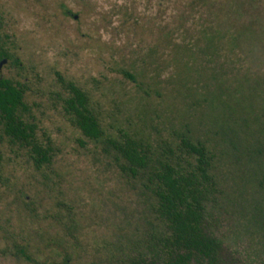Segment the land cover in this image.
<instances>
[{
	"label": "trees",
	"instance_id": "trees-1",
	"mask_svg": "<svg viewBox=\"0 0 264 264\" xmlns=\"http://www.w3.org/2000/svg\"><path fill=\"white\" fill-rule=\"evenodd\" d=\"M163 2L168 0H160L158 7ZM172 2L200 14L199 24L188 29L184 14H179L177 27L160 26L154 45L143 54L140 76L149 75L158 88L168 67L171 73L162 82L173 93L184 91L192 99L198 98L201 86L208 98L206 107L219 114L234 135L225 154L231 159L225 161L206 141L187 131L137 136L119 130L113 135L88 94L58 76V87L48 93L51 107L88 144L101 150L97 160L103 155L110 160L107 165L119 183L118 193L128 201L127 205L113 203V218L103 216L107 207L103 196L99 199L103 207L95 199L88 214L82 212L81 201L64 198L62 191L52 197L58 177L57 150L47 131L39 127L37 108L25 99L29 83L0 79V148L5 151L0 152V162L5 158L11 164L26 163L41 177L39 184L51 200L45 219L59 226L60 235L51 242L62 250L59 264H74L81 254L88 257L87 264H264V73L253 71V59L244 54L254 46L264 51V0ZM201 44L218 49L220 58L234 55L232 67L219 65L217 87L202 84L196 78L200 72L188 59L187 54ZM2 55L17 63L14 55ZM118 72L137 84L134 74L125 69ZM213 94L218 97V111L211 103ZM79 144L86 147V142ZM226 163L233 172L222 170ZM7 185L0 182L3 188ZM13 198L22 209L33 211L34 200L42 207L37 196L22 190ZM108 220L113 221L112 230L103 238ZM11 240L16 254L28 259L26 247L16 245L13 235Z\"/></svg>",
	"mask_w": 264,
	"mask_h": 264
},
{
	"label": "rangeland",
	"instance_id": "rangeland-1",
	"mask_svg": "<svg viewBox=\"0 0 264 264\" xmlns=\"http://www.w3.org/2000/svg\"><path fill=\"white\" fill-rule=\"evenodd\" d=\"M159 1L0 0V16L11 35L13 54L28 70L27 102L37 108L34 112L39 127L47 131L57 150L54 169L58 177L52 197L62 191L64 198L74 203L81 201L85 214L91 211L89 203L97 199L99 208L107 206L103 216L113 218L110 214L113 203L127 205L128 201L118 193L119 183L107 165L110 160L104 155L97 160L96 154L101 150L88 144L51 107L48 93L58 87V76L88 94L104 127L113 135L119 130L137 136L166 135L172 129L187 131L195 139L206 141L225 161L231 159L225 154L234 135L223 125L221 116L206 107L208 98L201 86L198 98L192 99L184 91L173 93L172 87L162 82L171 73L168 67L162 72L158 88L149 75L140 76L143 54L154 45L160 26H176V17L184 14L185 26L195 29L201 19L200 14L189 13L183 4L168 0L158 7ZM217 51L213 46L201 44L194 53L187 54L194 62L195 72H200L196 78L205 86H218L220 77L216 73L220 64L232 67L234 55L226 53L220 58ZM244 52L253 59L252 70L264 73V51L254 46ZM119 69L134 74L137 84L142 83L140 87L120 75ZM211 103L218 111L216 94L211 95ZM79 142H86V147L82 148ZM1 151L5 154L4 147ZM222 170L233 172L227 163ZM3 181L8 185L0 186V264H59L62 250L51 243L60 235L59 226L45 219L51 200L39 184L42 181L39 174L26 163L11 164L3 158L0 182ZM227 184L231 185L230 180ZM18 190L37 196L42 207L34 200L33 211L20 208L13 198ZM102 196L103 206L99 200ZM97 221L99 218L93 222ZM110 223L113 221L108 220V226L103 227V238L111 233ZM91 226L95 235H100L97 226ZM12 235L17 239L16 245L26 247L28 259L16 254ZM81 255H76L78 260L74 259V264H87L88 257Z\"/></svg>",
	"mask_w": 264,
	"mask_h": 264
},
{
	"label": "flooded vegetation",
	"instance_id": "flooded-vegetation-1",
	"mask_svg": "<svg viewBox=\"0 0 264 264\" xmlns=\"http://www.w3.org/2000/svg\"><path fill=\"white\" fill-rule=\"evenodd\" d=\"M5 22L0 16V53L14 55V45L12 43L11 35L6 32ZM17 60L16 64H13L8 56L0 57V79L14 80L22 83L26 86L29 83L28 70L25 69L24 64L14 56ZM25 89V88H24ZM26 90V89H25ZM25 93V99H26Z\"/></svg>",
	"mask_w": 264,
	"mask_h": 264
}]
</instances>
